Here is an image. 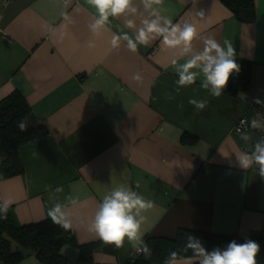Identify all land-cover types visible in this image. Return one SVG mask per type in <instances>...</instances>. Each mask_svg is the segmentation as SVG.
Wrapping results in <instances>:
<instances>
[{
	"label": "crops",
	"instance_id": "obj_1",
	"mask_svg": "<svg viewBox=\"0 0 264 264\" xmlns=\"http://www.w3.org/2000/svg\"><path fill=\"white\" fill-rule=\"evenodd\" d=\"M135 4L142 9L141 0ZM162 8L174 23L189 21L202 35L231 41L236 59L251 62L248 89L214 98L198 79L177 91L172 50L158 40L136 53L126 43L113 49L110 32L90 33L94 10L85 0L67 8L60 0H0V100L20 93L33 124L47 132L18 148L23 171L0 177V201H12L7 213L17 225L49 218L57 202L88 218L124 183L154 202L145 213L144 239L173 238L179 229L234 234L258 241L257 259L264 264V179L255 168L234 166L235 155L251 150L259 137L246 128L251 139L245 142L233 130L240 117L254 118V107L261 106L254 97L264 100V0H254L253 22L239 21L221 0H164ZM113 24L122 25L123 18ZM89 40L95 47H87ZM190 98L208 105L197 112ZM69 194L79 197L76 205L65 199ZM74 223L75 230L65 231L75 244L60 250L66 264L129 260L134 249L127 242L114 251L100 244L89 261L80 259L79 246L104 242L86 224ZM12 248L25 253L17 264L38 262L34 253L15 243Z\"/></svg>",
	"mask_w": 264,
	"mask_h": 264
},
{
	"label": "clouds",
	"instance_id": "obj_2",
	"mask_svg": "<svg viewBox=\"0 0 264 264\" xmlns=\"http://www.w3.org/2000/svg\"><path fill=\"white\" fill-rule=\"evenodd\" d=\"M71 2L72 0H64V7L67 8ZM85 3L94 10L93 19L88 24L90 33L99 38L110 32L109 42L113 49L126 43L127 49L136 53L139 46H148L158 40L165 49L172 50L175 58L171 60V64L178 77L175 81L177 91L196 84L199 79L201 89L206 90L211 97L219 98L230 78L240 72L231 41L225 39L221 42L213 35H202L197 26L189 21L174 23L171 18L162 14L164 0H141L142 9L136 6L135 0H85ZM63 15L66 20L69 19L67 13ZM199 15L202 17L203 11ZM121 18L122 25L113 24V21ZM196 41H200V47L195 46ZM87 47H95L94 41L89 40ZM134 79L140 80L141 77L137 74ZM167 99L171 100L173 97L168 95ZM252 102L264 106V100L258 97H254ZM188 104L199 112L206 108L208 100L190 98ZM259 115L257 112L256 116ZM246 123L250 129L264 131V124L256 118ZM17 127L24 132L28 123L22 118ZM237 131L240 140L247 142L251 139L240 128ZM234 166L242 170L255 168L257 174L264 179V138L256 140L251 150L236 154ZM138 187L137 184L136 188ZM54 191L60 193L63 188L57 187ZM65 199L70 205H76L79 201V197L72 194ZM11 204L10 199L0 201V219H6ZM153 206L152 200L122 183L103 196L91 217L86 218L79 210L73 213L60 202L48 209L47 216L53 224L64 230H75L74 220H78L81 224H86L89 234L105 244L122 248L127 242L137 254L149 257L152 250L144 239V225L148 219L145 213ZM260 251L259 242L252 239H245L243 242L233 239L225 247L208 248L200 237L186 234L183 248L169 251L162 264H260L257 259ZM189 252L190 256L187 255ZM30 264L38 262L33 259Z\"/></svg>",
	"mask_w": 264,
	"mask_h": 264
},
{
	"label": "trees",
	"instance_id": "obj_3",
	"mask_svg": "<svg viewBox=\"0 0 264 264\" xmlns=\"http://www.w3.org/2000/svg\"><path fill=\"white\" fill-rule=\"evenodd\" d=\"M221 1L239 21H254V0ZM236 61L240 65V72L230 78L223 92L233 97L247 90L251 80V62L238 59ZM22 118L28 123V128L24 132L17 127ZM46 133L44 127L33 124L30 106L20 93L13 92L0 100V177L6 178L22 173L23 167L18 148L22 144L41 138ZM186 234L200 237L208 248L225 247L233 239L238 242L244 241L234 234L179 229L173 238L147 237L145 241L151 248L152 255L145 257L141 253L129 258L125 264H162L169 251L183 248ZM12 243L34 253L40 264H66V259L60 252L61 247L66 243L75 244V240L70 232L53 224L50 218L17 225L10 213H7L6 219H0V260L5 264H17L25 257L22 250L12 248ZM100 244H103L104 250H115L114 245L105 243L81 245L79 246L80 259L89 261L93 248ZM187 255L190 256L191 252Z\"/></svg>",
	"mask_w": 264,
	"mask_h": 264
},
{
	"label": "built area",
	"instance_id": "obj_4",
	"mask_svg": "<svg viewBox=\"0 0 264 264\" xmlns=\"http://www.w3.org/2000/svg\"><path fill=\"white\" fill-rule=\"evenodd\" d=\"M11 1L12 0H2V2H3L4 5L8 4ZM60 1H62L64 3V0H60ZM257 112L260 113L259 116H256V113ZM254 118L258 119L262 124H264V107H261V106H255L254 107ZM246 122H247V120H246L245 117H240L236 121V123L234 124L233 130L236 131V132H238L237 131V128H240L241 131L244 130V129H246V128H249L247 126V123ZM254 131L257 133L259 139L260 138H264V131H262L260 129H255ZM138 255L139 254H137L135 251H133L131 253V255H130V258H133V257L138 256Z\"/></svg>",
	"mask_w": 264,
	"mask_h": 264
}]
</instances>
